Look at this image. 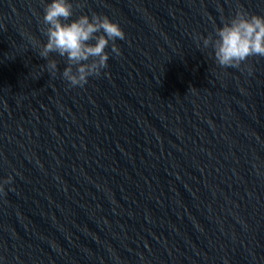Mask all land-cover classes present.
<instances>
[{"label": "water", "instance_id": "water-1", "mask_svg": "<svg viewBox=\"0 0 264 264\" xmlns=\"http://www.w3.org/2000/svg\"><path fill=\"white\" fill-rule=\"evenodd\" d=\"M50 2L0 0V264H264V57L196 39L264 0H70L125 33L84 87Z\"/></svg>", "mask_w": 264, "mask_h": 264}, {"label": "clouds", "instance_id": "clouds-1", "mask_svg": "<svg viewBox=\"0 0 264 264\" xmlns=\"http://www.w3.org/2000/svg\"><path fill=\"white\" fill-rule=\"evenodd\" d=\"M72 16L70 0H51L46 4L43 24L47 42L41 46L39 55L48 58L50 53H57L66 57L62 77L70 87H84L89 77L100 76L108 67L109 53L105 49L110 42L111 51L120 54L115 41L124 40L125 33L106 15H80L68 22ZM196 39L202 40L204 47L212 46L220 67L239 68L249 57H264V16L238 10L222 27L216 28L215 38L208 35ZM47 69L55 76L57 62L48 60ZM11 181V176L0 181V195H6L5 185Z\"/></svg>", "mask_w": 264, "mask_h": 264}]
</instances>
